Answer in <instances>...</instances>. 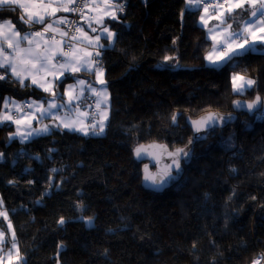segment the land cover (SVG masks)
Masks as SVG:
<instances>
[{"label": "trees", "instance_id": "trees-1", "mask_svg": "<svg viewBox=\"0 0 264 264\" xmlns=\"http://www.w3.org/2000/svg\"><path fill=\"white\" fill-rule=\"evenodd\" d=\"M115 3L124 10L106 21L114 43L100 60L109 93L105 130L52 127L21 142L9 138L13 125L0 124V211L8 216L0 227L7 234L11 223L24 264H252L264 254V103L246 105L264 99V47L210 67L212 43L186 0ZM20 16L0 8V19L22 28ZM234 73L255 85L234 93ZM26 84L0 80V104L51 97ZM208 112L236 121L195 145L177 184L144 190L134 149L184 147L186 121Z\"/></svg>", "mask_w": 264, "mask_h": 264}, {"label": "snow or ice", "instance_id": "snow-or-ice-1", "mask_svg": "<svg viewBox=\"0 0 264 264\" xmlns=\"http://www.w3.org/2000/svg\"><path fill=\"white\" fill-rule=\"evenodd\" d=\"M186 6L189 9H199L201 6L204 8L205 15H201L200 22L207 29L209 37L213 40L211 52L205 56V59L214 68L224 65L248 51L255 50V45L257 44L264 45V0H186ZM0 7H7L12 10L18 7L24 13L19 17L23 24L29 27L33 25L43 26L41 31L22 32L11 20L0 22V70H3V72H0V80L7 79V73L10 72L11 76L18 80L21 87H28L29 85L25 83V80L31 77L33 85L42 88L46 93H50L52 97L47 107L36 101L26 105L28 109L34 108L35 112L25 111L24 106L13 101V105L17 112L22 114L21 116L14 117L10 112L0 113V124L11 121L18 125L17 131L12 133L10 138L20 136L21 141H24L33 135L49 133L50 128L47 124L41 127L32 126L34 120L39 123L47 116L59 119L63 127L69 131L83 132L84 135H88L90 131L93 134H101L104 130L102 122L99 125V132H96L95 125L77 128L75 123L70 121L68 117L61 118L52 112L53 109L67 108L70 114L74 102H77L76 111H79V102L84 95V86L86 85L84 80H77L75 85H68L62 94L56 90L57 82H62V78L69 71L72 73L85 70L95 71L97 82L101 85L106 83L103 79V69L99 67L98 61L95 60V57H98L100 52L96 51L93 54L88 51L89 47L94 46L97 49L103 47L99 43L101 37L99 35L95 37L89 36L74 21H70L67 16L58 17L57 13L79 14L85 20V23L88 24V27L91 28V31L96 32L97 29L92 27L93 21L96 24L104 25L105 17L115 20L117 18L116 13L124 10L123 5L115 3V0H0ZM85 9H88L89 13L97 12L99 14L96 16L88 15L85 13ZM210 9L216 14L215 16L209 15L206 19L205 17ZM241 13L247 14V18ZM209 19H216L219 23L209 27ZM48 20L51 22H47ZM61 26L68 30L62 29ZM73 29L80 35H73ZM102 31L107 33L106 38L109 45L113 44L115 33L111 32L107 27H103ZM49 33H52V35L49 36ZM57 34L60 39H57ZM25 42L27 46H24ZM213 53H219V55L213 58ZM169 59L171 58L165 57L166 61ZM49 75L52 80L46 79ZM255 83V80L251 78L234 73L232 76V91L234 93H243L252 88ZM78 86L79 92L76 91ZM87 88L88 91L97 97H105L104 102H106V87L98 90L88 85ZM64 96H67L68 99L64 103H57V99H62ZM96 103L99 106L101 100L97 99ZM262 103H264V99L257 95L247 103L246 107L251 111ZM233 104L238 108L243 107L239 101H233ZM8 106L9 102L6 98L4 108L7 109ZM106 118L105 115L104 119ZM172 119L173 122L176 121L175 114ZM223 119L216 113H209L200 120L192 121L193 130L199 133ZM22 122L25 126L24 132H21L19 127ZM54 126L59 127L60 125ZM192 143L193 138H190L189 144ZM148 149H159L162 153H166L171 160L170 163L164 165V170L159 174L150 173L148 166L145 165L144 180L153 186H163L172 177L173 169L180 170L181 159L190 155L187 145L183 148H175L169 151L166 146L156 144H151L147 147L139 145L134 149V154L137 158H140ZM148 154L153 155L151 152H148ZM157 163H160L159 159H157ZM157 175L159 178H157ZM0 216H3L5 220L8 219L6 212L0 211ZM90 220L91 218H89ZM58 223L63 224V218ZM7 231L11 232V247L7 253L10 264H24V258L16 243V235L11 223L8 224ZM7 243L5 231H0V251H3V247ZM262 259H264V254L253 260L252 264H260ZM3 262L4 257L0 256V264H3Z\"/></svg>", "mask_w": 264, "mask_h": 264}, {"label": "crops", "instance_id": "crops-1", "mask_svg": "<svg viewBox=\"0 0 264 264\" xmlns=\"http://www.w3.org/2000/svg\"><path fill=\"white\" fill-rule=\"evenodd\" d=\"M16 9L19 10L21 15L24 14L22 12V10H20L18 7H16ZM190 10H198L200 12L199 18H198V24L205 31L207 39L210 40L211 43L213 44V40L209 37L207 29L200 22L201 15H205L204 9L202 7H200L199 9H190ZM85 13L88 14V15H92V16H96V15L99 14L97 12L89 13L88 9H85ZM68 14L69 13L59 12V13H57V16L58 17L59 16H67V18H68L69 17ZM215 14L216 13L212 12L211 9H210L209 13L206 15L205 18L207 19L209 15L215 16ZM25 18H26V16H25ZM4 20H11V19H7V18L0 19V22H3ZM108 20H112V19L110 17H105L104 18V25L96 24L93 21L92 27H95L97 29L96 32H92L91 31V28L88 27V24L85 23V20L82 19L81 16L79 17V20H78L79 26L82 27L84 29V31H86L88 33L89 36L95 37V36L99 35L101 37L99 43L101 45H103L102 48L97 49L94 46L88 48V51H91L93 54L96 51L100 52V55L98 57H95V60L98 61V63H99V67H101L100 66V60H101V55H102L103 51L105 49H108V48L112 47V45H113V44L109 45V42H108V40L106 38L107 37V33H104L102 31L103 27H107L106 26V21H108ZM11 21L16 25V23L13 20H11ZM47 22H51V21L48 20ZM218 23H219V21H217L216 19H209L208 20L209 27H211L214 24H218ZM21 24H22V28H19L17 25H16V27L18 29L22 30V32L41 31L43 29L42 25H33V26L29 27L28 25L23 24L22 22H21ZM234 27H235V25H234ZM61 28L66 30V28L64 26H61ZM107 28L109 29V27H107ZM111 32H113V31H111ZM48 35L51 36L52 33H49ZM74 35L79 36L80 34L76 32V34H74ZM57 39H60L58 34H57ZM257 45L264 47V45H261V44H257ZM257 45H255V46H257ZM24 46H27L26 42H25ZM5 47H6V45H5ZM211 48H212V45H211ZM0 72H3V70H0ZM103 73H104V71H103ZM57 74H59V73H57ZM7 75L12 77L10 72H8ZM41 75H43V74H41ZM12 78H14V77H12ZM65 78L68 81L66 80L63 83V87L62 88H58V84L60 82H57V84H56V90L59 93H61V94L64 93V91H65V89L67 88L68 85H75L77 80H84L86 82V85L84 86L85 87L84 95H83L81 101L79 102V111L78 112L76 111L77 102H74L73 106H72V111H71L70 114H69V110L67 108L59 109V110L53 109L52 110L53 114L58 116V117H61V118L68 117V119L70 121L75 123V127H77V128L90 126V125H95L96 126L95 130L98 131V132H99V125L102 122L103 125H104V130H105V128L107 126V120L109 118V93H108V89L106 87V84L105 85H101V84H99L97 82V77H96L95 71H87V70H85V71H81V72H77V73H72L71 71H69L68 73H66L65 77L62 78V81L65 80ZM46 79L52 80V77L49 75V76L46 77ZM103 79H104V75H103ZM41 82L43 83V81H41ZM25 83H28L31 86H34L35 88L43 91L42 88L37 87L36 85L32 84L31 77L26 78ZM88 85H90L91 87H94V88H96L98 90L103 88V87H106V89H107L106 102H104L105 97H103V96L97 97L96 95H94L90 91H88V88H87ZM79 90L80 89H79V86H78L76 91L79 92ZM6 98H7L8 102H9V106H8L7 109L4 108V103H5V99ZM51 98L52 97H50L45 102L37 101V100H34V101H36V102H38L40 104H43L44 107H47L48 106V102L51 100ZM67 99H68L67 96H64L62 99L58 98L57 99V103H64ZM97 99L101 100V103H100L99 106H97V103H96ZM13 101H15V100H12L9 97H4L2 99V101H1V104H0V113L10 112L11 114H13L14 112H17L15 106L12 103ZM32 101L33 100H27L26 102L31 103ZM15 102H16V104H22V102H19V101H15ZM27 111L35 112V109L34 108L33 109H28ZM18 114H19V116L22 115L21 113H18ZM35 114L39 115L38 113H35ZM105 115L107 117L106 119H104ZM4 123L9 124V125L11 124V125L14 126L13 133H15L17 131V127L18 126L15 123H12L11 121H6ZM44 124L49 125L50 130L52 129V127H55L54 125L59 124L60 126L57 127V128L65 130V131H69L67 128L63 127V124L60 123L59 119H53L52 116L45 117L39 123H37L35 120L32 122V126L33 127H41ZM19 127H20V131L21 132L25 131V126H24L23 122L21 123V125H19ZM69 132H77V133L83 134V132H79V131H75V130L69 131ZM41 135H43V134H41ZM10 136H9V138H10ZM36 136H39V135H33L32 137L27 139V141H29L30 139H32L33 137H36ZM10 139H18L20 141V136H14V137H12ZM27 141H24V142H27ZM1 159H2V156L0 154V160ZM8 224L9 223H7V228H8ZM0 231H3L1 227H0ZM5 237H6V240L8 241V243L4 245L3 251H0V256L4 257L3 264H10V260H9V257L7 255V253H8L9 248L11 247V232H9L7 234L5 233ZM262 263L264 264V259H263Z\"/></svg>", "mask_w": 264, "mask_h": 264}, {"label": "water", "instance_id": "water-1", "mask_svg": "<svg viewBox=\"0 0 264 264\" xmlns=\"http://www.w3.org/2000/svg\"><path fill=\"white\" fill-rule=\"evenodd\" d=\"M209 113H216L219 116L223 117L224 119L222 121H219V122L215 123L213 126H211L210 128H208L206 130H202L199 133L194 132L193 126H192V121L200 120L202 117L207 116ZM235 121H236V116L234 114H222L220 112H208V113H205V114L199 116L198 118L188 119L186 121V123H187V125H188V127H189V129L191 131V134H192L191 138H193V143L192 144H189V141L186 144L188 146V150L190 152V155L188 157H185V158L181 159L180 170L177 171V170L173 169L172 170V177L169 178L167 180V182L163 184V186H153L149 182H146L144 180V176H145L144 169H145V165H147L148 166V171L150 173H152V174L162 173V171L164 170V165L171 162L170 158L167 157L166 153H162L159 149H148L147 152L142 154L140 158H137L135 156V154H134V151H133L134 159L138 163H142V170H141V173H142V177H141L142 188L144 190L151 191V192H154V193H162L165 190L171 188L173 185L177 184L181 180L183 175H184V167L183 166H187V165H189L191 163V159H192V156H193L195 145L199 144L201 142H204L207 139V137L211 133H213L214 131L224 129V128L228 127L229 125L234 124ZM151 144L164 145V146L167 147V149L169 151H172V150L175 149V148H170L166 144L159 143V142H152V143L142 144V145L147 147L148 145H151ZM181 148H183V147H181ZM148 152L153 153V155H149ZM157 159L160 160L159 164L157 163ZM157 178H159L158 175H157Z\"/></svg>", "mask_w": 264, "mask_h": 264}, {"label": "built area", "instance_id": "built-area-1", "mask_svg": "<svg viewBox=\"0 0 264 264\" xmlns=\"http://www.w3.org/2000/svg\"><path fill=\"white\" fill-rule=\"evenodd\" d=\"M202 7H203V6H202ZM79 17H80L79 14H73V13H70L68 19H69L70 21H74V22L79 26V22H78ZM66 30H68V29L66 28ZM72 34H73V35L76 34V32L74 31V29L72 30ZM27 104H28V103H23V104H22V106H24V108H25V111L28 109V108L26 107ZM12 115H13L14 117H15V116H18V114H17L16 112H14ZM262 264H263V263H262Z\"/></svg>", "mask_w": 264, "mask_h": 264}, {"label": "rangeland", "instance_id": "rangeland-1", "mask_svg": "<svg viewBox=\"0 0 264 264\" xmlns=\"http://www.w3.org/2000/svg\"><path fill=\"white\" fill-rule=\"evenodd\" d=\"M203 9H204V8H203ZM211 49H212V48H211ZM211 49L207 52V54H208L209 52H211ZM207 54H206V55H207ZM217 55H219V54H218V53H213V58H215ZM205 62H206V63H205L206 65L210 66V63H209L208 60L205 59ZM210 67H212V66H210ZM232 76H233V74L231 75V77H232ZM250 89H252V88H250ZM250 89H248V90H250ZM246 91H247V90H246ZM246 91H244L243 93H245ZM241 94H242V93H241ZM23 103H28V102L23 101L22 104H23ZM22 104H21V105H22ZM27 110H28V109H27ZM27 110H26V111H27ZM16 113L18 114V112H16ZM18 116H19V114H18ZM10 125H11V124H10ZM16 125H17V124H16ZM17 126H18V125H17ZM191 135H192V134H191ZM20 141H21V138H20ZM24 141H27V140H24ZM24 141H22V142H24Z\"/></svg>", "mask_w": 264, "mask_h": 264}]
</instances>
